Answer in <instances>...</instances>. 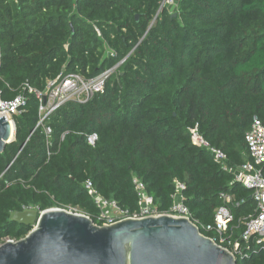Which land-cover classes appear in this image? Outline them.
Listing matches in <instances>:
<instances>
[{
	"label": "trees",
	"instance_id": "16d2710c",
	"mask_svg": "<svg viewBox=\"0 0 264 264\" xmlns=\"http://www.w3.org/2000/svg\"><path fill=\"white\" fill-rule=\"evenodd\" d=\"M160 1L0 0V95L27 97L0 154V243L32 229L12 219L16 211L78 208L99 223L88 180L135 211L137 176L160 212L184 183L200 231L231 251L204 226L215 221L221 194L233 195L225 236L241 243L237 264H264V241L242 238L258 212L252 191L190 132L198 125L230 166L252 160L246 133L254 117L264 123V0H178L177 17L159 11ZM112 69L103 92L51 114L49 138L37 126L40 100L30 88L44 92L49 79Z\"/></svg>",
	"mask_w": 264,
	"mask_h": 264
},
{
	"label": "water",
	"instance_id": "95a60500",
	"mask_svg": "<svg viewBox=\"0 0 264 264\" xmlns=\"http://www.w3.org/2000/svg\"><path fill=\"white\" fill-rule=\"evenodd\" d=\"M12 136L10 121L0 117V154ZM12 219L32 229L0 245V264H237L232 251L187 217L161 214L99 225L80 211L52 207L16 211Z\"/></svg>",
	"mask_w": 264,
	"mask_h": 264
},
{
	"label": "built area",
	"instance_id": "2783aa9c",
	"mask_svg": "<svg viewBox=\"0 0 264 264\" xmlns=\"http://www.w3.org/2000/svg\"><path fill=\"white\" fill-rule=\"evenodd\" d=\"M160 2L159 11L163 8H168L171 13L178 12V0H161ZM112 71L113 69L107 70L90 79H86L78 73H70L62 77L49 79L44 92L30 88V91L34 92L40 100V119L37 126H44V131L49 138L52 134V128L45 124V122L51 114L70 100L87 102L96 93L103 92L106 81ZM26 101L27 97L24 93H20L12 100H3L0 95V117L5 116L10 121L14 133V115L22 112V107L26 104ZM190 132L192 140L196 145L207 148L213 154L215 160L222 164L224 170L233 173L234 181L240 182L252 191V196L257 203L258 212L247 220L246 229L242 234V238L248 241L251 236L256 235L257 242L262 243L264 241V222L262 220L264 219V123L258 117L253 118L251 127L246 133V141L252 160L236 166H230L227 163L228 157L224 150L212 146L200 133L198 125L191 128ZM98 139L99 136L96 132L87 134V141L92 146L96 144ZM50 144L51 142L48 141V147ZM133 183L138 193L139 202V208L135 211L123 209L116 200L104 197L93 185L92 181L88 180L85 182L88 195L100 208L99 223L97 224L109 225L126 218L138 219L161 214H171L179 217H187L198 226L197 221L192 219L190 209L184 202L182 193L185 188L184 183L176 182L173 204L167 212H160L158 210L154 202V197L147 193L145 185L139 177L134 176ZM221 196L224 203L216 209L215 221L204 226V228L215 231L219 236L220 243L225 241L230 244L232 243L234 247L232 253L236 256V254H242L240 241L236 240L233 242L225 236L229 224L233 219L230 205L235 202L234 196L227 193H222ZM70 210L80 211L78 208ZM8 240L14 239L7 238L0 245Z\"/></svg>",
	"mask_w": 264,
	"mask_h": 264
},
{
	"label": "bare ground",
	"instance_id": "6f19581e",
	"mask_svg": "<svg viewBox=\"0 0 264 264\" xmlns=\"http://www.w3.org/2000/svg\"><path fill=\"white\" fill-rule=\"evenodd\" d=\"M13 130H14V129L12 128V134H14ZM12 137H13V136H12Z\"/></svg>",
	"mask_w": 264,
	"mask_h": 264
}]
</instances>
